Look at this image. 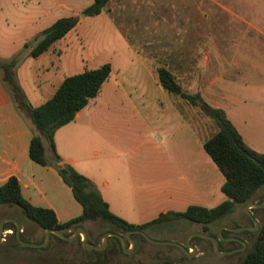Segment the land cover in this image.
Instances as JSON below:
<instances>
[{"label":"crops","instance_id":"crops-1","mask_svg":"<svg viewBox=\"0 0 264 264\" xmlns=\"http://www.w3.org/2000/svg\"><path fill=\"white\" fill-rule=\"evenodd\" d=\"M207 1L208 10L218 6L233 13L238 22L234 25L209 23L207 36L198 41L201 43L191 44L204 46L202 56L195 50L173 55L172 66L163 61L154 70L152 63L163 59L139 55L142 69L130 73L126 70L130 63L125 62L122 65L125 68L115 66L98 50L85 57L81 55L80 60L70 57L68 64L74 65L75 72L60 73L64 53L54 56L48 52L64 40L62 38L39 56L30 55L28 61L21 62L16 69L27 101L37 107L55 94L66 77L111 64V75L99 94L73 121L56 131L54 142L59 156L91 179L110 210L129 223L143 224L162 213L183 212L190 205L208 207L203 196H195L192 171L181 169L175 160V155L183 150L179 149L178 130L185 134L184 139L191 137L193 142L198 141L205 155L204 142L216 134L219 127L197 106L165 89L159 68L170 71L185 92L200 93L211 106L222 108L252 148L246 125L249 117L253 126L258 111L264 113V88L257 85L250 90L254 97L252 102L256 104L251 107L247 106L243 93H249L252 80H264V0ZM229 30L237 31L235 37L228 36ZM201 57L203 66L199 74L196 66ZM29 74L36 75L38 81L30 83ZM137 93L140 96L136 97ZM118 114L123 116L115 118ZM33 134L30 119L13 101L0 95V186L15 176L23 196L35 206L52 209L59 222L81 215V204L58 171L30 157ZM166 135V138L177 139L171 150L161 142ZM44 146L51 159L52 150L47 140ZM179 174H183L181 178ZM129 203L135 206L136 220L127 217L129 213L124 207ZM165 261L159 259L155 264H177Z\"/></svg>","mask_w":264,"mask_h":264},{"label":"rangeland","instance_id":"rangeland-1","mask_svg":"<svg viewBox=\"0 0 264 264\" xmlns=\"http://www.w3.org/2000/svg\"><path fill=\"white\" fill-rule=\"evenodd\" d=\"M94 0H0V62L6 63L14 58L21 62L28 61L31 47L41 35V32L52 23L62 17L78 16L77 26L71 30L64 40L55 44L48 53L62 55L60 73L75 72L74 65H69L71 57L80 60L81 55H91L95 51H102L104 57L113 61L115 66H122L125 62L130 63L127 71H141L139 55H148L155 58L158 56L162 61L152 63L156 66L161 63H168L172 66V56L177 54L192 53L203 55L204 46L191 45L193 42L202 40L209 31L206 30L209 23L224 22L234 25L238 22L233 13L213 6L212 11L208 10L207 0H110L102 14L86 16L84 9L92 4ZM236 30H229L228 36L236 34ZM216 31L213 30V34ZM235 37V36H234ZM29 45L30 47H28ZM33 61V60H32ZM164 61V62H163ZM202 57L197 62L196 71L200 74L202 69ZM82 63V62H81ZM127 63V64H128ZM177 64V63H176ZM181 65V63H178ZM59 65V64H58ZM185 65V63H184ZM197 73V74H198ZM37 80L36 75L29 74L28 81L33 83ZM38 81V80H37ZM24 82V80H23ZM24 83V87H25ZM260 85L264 88L263 79L252 80L249 93H243L248 101L247 106L253 104L252 88ZM4 87V88H3ZM236 93H239L237 90ZM0 95L6 100L13 101L12 95L1 79L0 74ZM140 96V93L135 95ZM15 103V102H14ZM251 113V111H249ZM118 114L115 118L122 117ZM250 116V115H249ZM242 117V116H241ZM247 131L250 133L252 148L264 150V113L258 111L257 117H249ZM148 135L152 133L148 132ZM153 134H157L153 132ZM158 136H160L158 134ZM181 141L178 142V155H175L176 162L181 169H190L194 179L195 196H203L208 207H214L226 199L221 187L225 182V176L208 156L202 154L198 141L184 139L185 134L178 130ZM163 137L161 142L168 149H172L177 139ZM162 142V143H163ZM211 159V160H210ZM183 174H179V178ZM48 204V203H45ZM244 205H238L235 210L222 219L213 229L218 230L220 225L231 226V222L239 225L249 223L248 215ZM128 211L127 217L137 219L135 206L129 203L124 207ZM255 216L264 219V207L249 208ZM5 215L15 216L25 226V237L30 241L39 242L44 236L42 230L34 222L27 220L17 208L1 205L0 221ZM141 218L143 216L140 215ZM86 226L90 227L89 224ZM203 225L193 223L187 219H173L167 222L156 224L150 227L145 233L155 241H176L186 242L191 235L199 232ZM242 227V226H238ZM23 228V225H22ZM245 231V230H243ZM75 232V231H74ZM73 232V233H74ZM11 228H5V236L0 240V264H86L88 253L83 252L76 243V240L68 243H60L53 239L48 246L35 248L16 245L13 239L6 236L12 235ZM246 237L252 236V241L257 235L246 233ZM103 238V237H102ZM101 238V241H102ZM7 239V240H6ZM82 239V235H81ZM190 242L198 249L193 257H188L175 246L159 247L148 241L135 239V249L131 253H124L121 250L109 254L107 264H145L157 262L158 257H152L159 249H164L172 254V259L177 264H238L247 253L221 254L214 250L212 243L207 240L192 237ZM251 245V244H250ZM132 249L131 245H128ZM252 250L253 245L249 247ZM228 245L219 246L221 252H225ZM86 250V249H85ZM191 252L193 250H190ZM92 262V261H91ZM90 263V262H89ZM93 264V262H92Z\"/></svg>","mask_w":264,"mask_h":264},{"label":"trees","instance_id":"trees-1","mask_svg":"<svg viewBox=\"0 0 264 264\" xmlns=\"http://www.w3.org/2000/svg\"><path fill=\"white\" fill-rule=\"evenodd\" d=\"M108 2L109 0H94L92 4L84 9L83 13L86 16H96L102 12ZM78 22V16L62 17L56 20L41 32L35 45L31 47L30 55L36 57L47 51L56 41L64 38L73 30ZM20 63L19 58H14L6 63L0 62V74L17 108L32 123L34 134L30 143V157L41 165L54 167L64 182L71 187L75 199L83 208L81 215L66 222H59L56 213L52 209L30 203L22 194L18 178L15 176L10 177L5 184L0 186V206L17 208L27 220L34 222L42 230L59 229L64 231L67 236H71L77 228L83 227L88 233V242L94 245L101 242V238L106 232L125 233L129 230L146 232L156 224L173 219H187L193 223L207 226L215 233L216 230L213 228L222 219L230 215L238 205L245 206L250 202L260 203L264 199V152H258L245 143L242 135L222 108L211 106L200 93L185 92L170 71L166 68H159V78L165 89L180 95L189 103L197 106L205 115L213 118L217 123L218 132L204 142V148L225 176V182L221 190L226 195V199L211 208L190 205L183 212L170 211L162 213L157 218L143 224L129 223L110 210L109 204L104 200L101 192L91 179L77 171L59 156L54 142L56 131L73 121L77 113L99 94L103 83L111 75V64L105 63L97 68L86 69L66 77L49 100L33 107L27 101L16 76V69ZM45 140L51 146V159L46 154ZM7 217L14 218L15 216L5 215L3 218ZM17 220L23 225L22 239L30 241L25 237L23 222L20 219ZM87 224L90 227L86 226ZM5 228L13 230L12 235L6 237L9 240L13 239L15 244L19 246L15 237V224L7 222ZM225 233L229 232L226 231ZM253 235L257 236L250 243L253 245L252 250L249 251L251 246L249 245L246 257L238 264H264L263 218L258 232L253 233ZM44 238L38 243H41ZM133 238L146 241L140 234H134ZM53 239L60 243H68L51 234V241ZM76 243L83 252L90 255L86 264L91 261L93 264H99L104 255H106L104 264H107L109 261L107 250L116 247L120 241L116 237H110L109 245L104 251L85 250L81 243V236L76 239ZM165 262L173 263L177 261L170 258ZM145 264H155V262Z\"/></svg>","mask_w":264,"mask_h":264},{"label":"water","instance_id":"water-1","mask_svg":"<svg viewBox=\"0 0 264 264\" xmlns=\"http://www.w3.org/2000/svg\"><path fill=\"white\" fill-rule=\"evenodd\" d=\"M81 15H84V13ZM262 207H264V201L260 202V203L250 202V203H247L244 207L247 215L254 222L255 228H253L251 226H242V227H236V228L224 226L219 230V234L217 237L212 236V235H208L206 233V229L204 228L202 232H197L194 235H191L185 243H178L176 241H155L153 239H150L144 231L129 230L125 233L106 232L103 235L102 241L99 244L94 245V244H90L88 242V233L83 227L77 228L71 236H67L64 233V231L59 230V229H46V230H44V233H45L44 240L41 243H37V242H33V241H25L22 239V237H21V233L23 231L22 225L17 219H15L13 217L3 218L0 221V240H3L4 236H5V224L7 222H12L15 224V227H16L15 237H16L17 242L21 246H25V247H35V248L46 247V246H48V244L51 240V234H54V235L58 236L59 238H61L62 240L68 241V242H73L79 236L82 235L81 243H82L83 248L86 250L104 251V250H106V248L109 245V238L110 237H116L121 242L122 249L125 251L124 253H131L135 249V245H136L135 239L133 238V235L134 234H140L146 239V241H148L154 245H157V246H175L178 249H180L184 253V255H186L188 257H193L198 252V249L190 242V239L192 237H203L205 239H208L209 241H211V243L214 247V250L221 253V254H233V253L237 252L238 249L227 250L225 252H221L219 250V240H224V236L222 234V229L224 228V229H227L229 231H236V232L237 231H243V230H256V229H258L259 223L253 217V214L251 213L249 208H262ZM128 242L131 244L132 249H130L128 247ZM190 250H193V251L191 252ZM105 260H106V255H104L102 257V260L100 261L99 264H104ZM89 264H92V262H90Z\"/></svg>","mask_w":264,"mask_h":264},{"label":"flooded vegetation","instance_id":"flooded-vegetation-1","mask_svg":"<svg viewBox=\"0 0 264 264\" xmlns=\"http://www.w3.org/2000/svg\"><path fill=\"white\" fill-rule=\"evenodd\" d=\"M264 201V199L262 200V202ZM253 217L258 221L259 225H260V222L262 220V217L261 216H255L253 215ZM249 218V223L246 224V225H239L236 221L234 222H231V226L230 227H233V228H236L238 226H251L253 228H255V224L254 222L252 221V219L248 216ZM224 226H228V225H220V227L218 228V230L214 233L213 230H210L207 226H202V228L200 229L199 232H202L203 229L205 228L206 229V233L208 235H212V236H215L217 237L218 234H219V230L224 227ZM259 230V227L258 229L256 230H245V231H229L227 229H222V234H225L223 235L224 236V240H219V246H223L224 244H227L228 245V249L227 250H233V249H238L237 250V253H244L247 251L251 241H252V236L251 237H246V233L248 234H253V233H257ZM229 232V233H225V232ZM198 238H201V239H204V240H207L209 241L208 239H205L203 237H198ZM211 243V241H209ZM185 243V242H184ZM128 245H131L129 242H128ZM159 247H164V246H159ZM121 250L123 252V249H122V245H121V242L119 244L116 245V247H112L111 249H108L107 250V254L109 255L110 253L112 252H117ZM226 250V251H227ZM152 257H158L159 259H162V260H168L170 258H172V254L168 251H165L164 249H161L159 248L155 253L154 255H152Z\"/></svg>","mask_w":264,"mask_h":264}]
</instances>
